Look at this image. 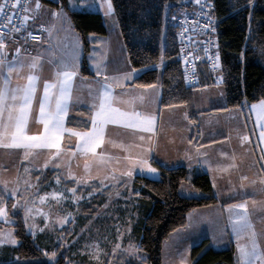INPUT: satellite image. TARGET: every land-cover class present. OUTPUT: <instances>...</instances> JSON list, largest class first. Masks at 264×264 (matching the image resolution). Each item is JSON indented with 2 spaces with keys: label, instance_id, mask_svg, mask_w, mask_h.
Instances as JSON below:
<instances>
[{
  "label": "crops",
  "instance_id": "1",
  "mask_svg": "<svg viewBox=\"0 0 264 264\" xmlns=\"http://www.w3.org/2000/svg\"><path fill=\"white\" fill-rule=\"evenodd\" d=\"M38 2L41 7L35 10V13L27 12L29 17L34 14L36 16L34 20L30 18L27 21V27L40 29L44 38L41 42L32 43L31 49L27 50L23 42L16 40L12 35H5L0 40L5 45L3 51L6 52L7 62L3 75L6 77L8 67H21L20 61L24 64L30 63L29 57L38 58L43 65L34 73L39 74L41 78L37 81L36 99L33 101L28 123V134L39 135L43 132V125L38 123V101L43 95L44 83H56L57 72L61 73V80L64 71L73 73L70 81L71 98L68 101L67 115L64 117L65 131L59 141L61 152L58 157L52 159L56 149H34L32 150L34 154L25 159L23 149L0 147V163L4 165L7 161V165L19 170L31 168L30 165L36 167L31 162L32 159L40 160L42 158L40 155L45 150V155L48 154L45 159H48L50 164L46 168L56 169L57 179L60 173L68 177L65 169H73L74 164L78 169L85 168L87 164L89 167L102 169L101 175L94 178L96 182L112 185L115 188L127 182L133 183L136 175L158 177L156 162L169 168L184 165L207 172L212 180L217 202L190 212L187 225L178 232H182L180 234L195 232L194 241L202 242L207 238V246L216 249L233 245L235 264H262V260L257 257L264 258V211L261 210V206L264 205V184L260 182L264 180V160H261L264 156V141L260 139V132L264 130V120H260L258 115L254 114H258V108L252 106H259L264 99L252 103L244 102L241 106L235 107L248 108V117L251 113L252 120L257 121L254 128L255 130L258 128L259 131L256 132V138H253L250 129L245 128V114L230 112L229 108L225 107L224 89L210 83V72L201 58L198 64L200 86H202L199 91L200 100L194 103V107L190 106L189 101L181 105L162 106L161 84L157 83L151 87L134 84V79L143 69L132 67L117 19L108 18L110 21L108 24L100 10L98 12L102 14L107 33L89 35L90 51L87 64L91 73L86 74L82 69L83 43L79 33L73 22L67 23V17L59 21L63 6L53 5L45 0ZM45 4H48V11ZM29 5L31 9H35L33 0ZM68 5L71 8L70 0ZM71 9L81 10L73 7ZM45 12L48 13L47 16ZM17 49H19L18 54ZM28 74L24 69L22 75L26 77ZM129 74L131 79H125ZM11 79L12 87L27 83L26 78H18L15 73ZM106 84L110 86L112 96L116 98L112 107L119 108L120 111L140 112L153 118L154 122L150 131L109 123L105 126L103 142L96 148L95 154L92 152L85 154L80 150L83 141L79 134L92 130L91 117L96 111L92 105L98 104L96 97L103 95ZM50 92L53 102L49 107L54 108L58 88H52ZM141 95L144 97L142 103L135 100ZM119 100L135 102L133 104L116 102ZM231 116L235 117L231 119ZM248 133L251 136H248ZM244 135L249 137L246 142L241 140ZM141 136L144 140L139 139ZM5 142H10V139ZM141 159L146 160L147 166L155 168L156 172L149 173L146 166L139 163ZM55 164H59V167H54ZM231 165L235 166L231 167ZM142 167L145 168L144 171L140 170ZM128 171H132L131 176L124 175ZM242 177L247 179L244 180ZM188 188L192 189V187ZM242 203L247 206L246 215L250 227H241L243 221L240 225H235L245 213L244 209L234 206ZM2 207L8 209L3 197L0 202V208ZM36 217L38 222L43 224L40 215L36 214ZM10 221L9 218L7 222ZM112 227L113 225L110 228ZM99 229H103V225H100ZM253 233H255L254 237ZM253 240L257 246L255 254H253ZM241 249H244L248 255H242ZM190 260L192 262L191 256Z\"/></svg>",
  "mask_w": 264,
  "mask_h": 264
},
{
  "label": "trees",
  "instance_id": "2",
  "mask_svg": "<svg viewBox=\"0 0 264 264\" xmlns=\"http://www.w3.org/2000/svg\"><path fill=\"white\" fill-rule=\"evenodd\" d=\"M45 1L61 5L69 13L83 43V72L91 73L87 64L90 51L88 37L107 33L102 14L98 11L71 9L68 0H60V4L52 0ZM111 1L130 63L134 69H143L134 79V84L141 87L161 84L162 106L186 104L191 96L190 89L200 86L201 80L195 87L185 82L178 50V23L175 19L180 14L192 11L197 0ZM210 1L214 4V15L218 19L217 41L223 76L221 82L215 83L206 66L210 72V83L223 87L226 108L264 99V0ZM161 62L163 67L160 71L155 66ZM155 166L159 171L158 177L136 175L133 180L136 200L134 210L138 209L140 217L134 224L132 234L144 257L127 264H162V246L168 236L187 225L190 212L217 202L207 172L184 165L169 168L156 162ZM46 169L41 178L43 190L53 188L57 179L56 169ZM33 171L34 175L41 172L36 169ZM70 182L73 183L68 180V184ZM184 183L191 184L200 195L184 194L181 190ZM80 187L90 191L86 186ZM110 188L99 189L88 202L80 203V209L88 210L91 207L88 203L95 200L100 206L103 205L107 197H98ZM4 195L0 193V198L3 197L7 202L11 221L0 222V228L11 227L16 241L13 246L0 249V261H11L16 256L22 261L0 264H72V260L65 255L52 262L38 260L44 252L29 231L24 213L13 210L11 198ZM66 231L72 232L69 227H63L59 233ZM207 243L208 239L205 238L192 247V264H235L233 245L216 249L207 246Z\"/></svg>",
  "mask_w": 264,
  "mask_h": 264
},
{
  "label": "rangeland",
  "instance_id": "3",
  "mask_svg": "<svg viewBox=\"0 0 264 264\" xmlns=\"http://www.w3.org/2000/svg\"><path fill=\"white\" fill-rule=\"evenodd\" d=\"M109 2L112 6L111 18L110 14H107ZM45 5L46 11H48V4ZM70 6L81 10H100L106 17L108 24H110L109 19H116L111 0H70ZM60 13L59 21H63L64 17H67V23L72 24L70 16L64 8L61 9ZM47 15L48 13H46ZM155 67L161 71L162 62ZM219 87L222 88L221 85ZM201 88L202 86H198L190 89L191 96L188 101L191 107H194V103L200 100L201 94L199 91ZM242 109V107L229 108V111L245 114L247 118H244L245 128L250 129V134H253V138H256V132L259 129L255 130L254 127H256L257 121L252 120L251 113L248 117V108L243 109V111ZM254 114L258 115L257 113ZM238 115L235 116L238 117ZM235 116H231V119ZM250 134L248 133V136H251ZM40 156H42L40 160L39 158L32 159L31 162L36 167L30 165L31 168H25L28 171H25L24 168L20 170L13 168L11 165L6 164L7 161L4 165L0 163V193L5 194L6 198H11V208L13 210H23L28 229L33 233L38 246L44 252V255L39 257L38 260L52 262L65 255L67 259L72 260V264H127L129 261L134 262L144 257L137 240L132 234L134 224L140 217L138 209L134 210L136 200H134V185L132 182L124 183L122 186L115 188L112 185L95 181V176L101 175L102 169L100 167H88L86 171L85 168L78 169L74 164L73 169H65L68 177L63 173L58 174L54 187L51 189L47 187L43 190L41 178L47 170L44 165L47 163L50 166V164L48 159H45V156L48 157V154L45 155V150ZM34 169L41 171L40 174L34 175ZM68 179L73 183L68 184ZM57 181L62 182V186ZM80 186H86L90 191L87 192L81 189ZM109 187L111 188L108 191L102 192L98 197V199H102L104 196L107 197L104 206H100L98 201L95 200L88 203L91 206L88 209L89 211L80 209V203L88 202L99 189L102 191L103 188ZM188 187H192V189ZM72 189L76 191L73 192ZM181 190L187 195H200V192L189 183L183 184ZM13 205H17V207L13 208ZM2 208L5 209V212L7 211L5 207ZM36 214L43 219V224L38 222ZM9 218L8 213L7 215H0V222H7ZM110 224L113 225L112 228H110L112 226ZM100 225H103V229H99ZM63 227H69L73 233L67 231L59 233V230ZM176 232L170 234L163 242L162 264H192L190 260L191 249L201 241H194L195 232H185L183 234H180L182 232ZM11 240L16 241L11 227L1 228L0 249L5 246H13L14 243H11ZM52 253H56L54 259L51 258ZM20 261L22 260L16 256L11 261L1 260L0 263Z\"/></svg>",
  "mask_w": 264,
  "mask_h": 264
},
{
  "label": "snow or ice",
  "instance_id": "4",
  "mask_svg": "<svg viewBox=\"0 0 264 264\" xmlns=\"http://www.w3.org/2000/svg\"><path fill=\"white\" fill-rule=\"evenodd\" d=\"M35 2V9H31L29 4L23 6V11L25 13L32 11L35 13V10H38L41 5L38 0H33ZM200 0H197L199 3ZM20 5V0H15L14 3L10 5L12 9H16ZM9 7L8 0H3L0 2V27H9L13 24L14 17L16 13L12 15L6 14V9ZM112 11L111 3H108V12L110 14ZM35 19V14L31 17L25 15L23 17L22 23H26L29 19ZM6 21V22H5ZM12 31L19 32L21 31L20 27L9 28V33ZM5 35V33H0V37ZM5 45L0 42V147L3 148H12V149H23L25 159L33 155L34 149H56V153L51 158L54 159L60 155V143L62 133L65 131L64 128V117L68 112V101L71 98V86L70 81L72 79V72L64 71L62 73L63 80L60 79L61 73L57 72L56 74V83L48 84L44 83L43 85V95L39 98V120L38 123L43 125V132L39 135H29L28 134V123L29 117L32 113L33 101L36 99L37 92V81L41 78L39 74L36 73V70L42 68L43 65L40 63L38 58L29 57L30 63L24 64L23 61H20L21 67H8L6 77L3 75V69L7 67L6 62V52L3 51ZM19 49H17V54ZM219 57L217 56V61ZM218 66V65H217ZM26 69L29 73L26 77L22 75L23 70ZM16 74L18 78H26L27 83L24 85L17 84L15 87H12V76ZM125 79H131V75L125 77ZM151 87V86H150ZM58 88V95L54 100V108H50L49 105L52 101V94L50 89ZM105 91L102 96H97L96 99L98 104H93L92 107L96 109L95 115L91 117L92 130L84 132L80 135V139L83 141V147L80 149L83 153L92 152L95 154L96 148L100 147L103 142V136L105 131V126L109 123L111 124H122L125 128H139L141 131H150L153 125V118L149 116L142 115L140 112L131 111H120L119 108L112 107L113 101L116 99L112 96L110 86L107 84L104 85ZM135 100L140 101L141 103L144 100V97L138 96ZM122 104H133L134 100H119L116 101ZM253 108H258V117L260 120H264V102L259 106L253 105ZM70 131V130H69ZM75 134V133H74ZM10 142H5L9 140ZM140 140H144V137H139ZM249 137L244 135L241 137L242 142L248 141ZM260 139L264 141V130L260 132ZM116 146V145H114ZM80 148L79 145H77ZM103 159V157H101ZM261 160H264V156L261 157ZM51 162V161H49ZM141 165L146 166V170L149 173H155L156 169L150 166H147V161L141 159L139 161ZM45 167L48 166L46 163ZM54 167H59V164L53 165ZM235 165H231L234 167ZM88 165H85V170H88ZM144 171L145 168L140 169ZM227 171V169H222ZM25 171H28L25 169ZM124 175L131 176L132 171L124 173ZM246 180L247 177H242ZM59 182V181H57ZM261 184H264V180L260 181ZM254 183V182H253ZM243 186V185H242ZM71 191L75 192V189ZM2 202V198H0ZM17 205H13V208H16ZM241 209H244L245 215H242L239 220L235 222V225H240L243 221L241 227H250L248 223V217L246 215L248 209L246 204L242 203L238 206ZM261 210L264 211V205L261 206ZM0 215H6L5 209L0 208ZM234 225V227H235ZM42 230V229H41ZM255 233H253V237ZM15 243L14 240L10 241ZM119 247V246H117ZM256 244L253 240V254L256 252ZM241 253L244 256H247L248 253L241 249ZM56 253H52L51 258H55ZM262 260L264 264V258L257 257Z\"/></svg>",
  "mask_w": 264,
  "mask_h": 264
},
{
  "label": "built area",
  "instance_id": "5",
  "mask_svg": "<svg viewBox=\"0 0 264 264\" xmlns=\"http://www.w3.org/2000/svg\"><path fill=\"white\" fill-rule=\"evenodd\" d=\"M30 1L20 0V5L16 9H12L10 5L15 0H8L9 7L6 9V14L12 15L16 13V16L12 25L0 27V33L12 35L16 40L23 42L27 50L31 49L32 43L41 42L44 38L40 29H30L27 27V22L22 23L23 17L28 15L23 11V6L29 4ZM52 1L60 4V0ZM0 2H3V0H0ZM0 19L3 18L0 17ZM176 21L178 23V50L182 60V73L186 84L195 87L200 83L198 63L201 58L210 70L213 81L215 83L221 82L223 76L217 41L218 19L214 15L213 2L200 0L192 11L181 14L176 18ZM15 27H20L21 31L9 33V28ZM5 35L0 37V40ZM217 56L219 57L218 61Z\"/></svg>",
  "mask_w": 264,
  "mask_h": 264
}]
</instances>
